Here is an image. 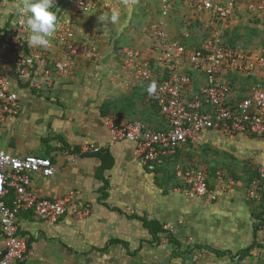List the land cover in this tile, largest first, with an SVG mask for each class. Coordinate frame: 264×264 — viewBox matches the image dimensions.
<instances>
[{
    "label": "crops",
    "instance_id": "crops-1",
    "mask_svg": "<svg viewBox=\"0 0 264 264\" xmlns=\"http://www.w3.org/2000/svg\"><path fill=\"white\" fill-rule=\"evenodd\" d=\"M243 2H239V13L220 25L210 20L208 11L195 10L187 0H173L165 19L168 36L194 47L215 27L224 37L227 31L235 34L237 25L262 24L264 17L247 14ZM5 4L0 27L7 23L9 8L22 6V0H5ZM160 4V0H97L90 11L77 14L75 30L78 39L98 48V57L76 60L71 73H53L40 87L12 78L19 109L0 126V148L19 157L34 154L50 158L56 166L51 176H31L39 196L62 197L74 190L75 199L89 205L83 216L66 214L54 222L21 211L18 232L26 238L27 255L23 263L16 264H264V203L247 196L251 181L258 179V169L264 167V135L205 130L200 140L166 156L153 171L134 156L132 141L110 143L104 124L108 114L118 123L142 121L154 129L165 127L163 118L159 125L150 124L155 113L160 115L153 92L148 91L153 81L135 78L123 67L120 53L123 47H132L149 55L148 29L160 17ZM116 12L119 20L112 23ZM187 18L193 23L185 36L182 24ZM255 43L251 50L234 47L264 53L254 49L259 47ZM51 55L59 60L65 56L58 46ZM0 69L10 72L7 66ZM236 75L248 82L263 77L258 70ZM230 76L231 82L234 75ZM193 80L197 84L202 77ZM252 85L241 84L238 88L246 90H233L231 96L247 95ZM89 145L100 150L84 151ZM190 146L196 149L193 166L203 163L202 147L209 149L211 169L218 152L235 159L241 173H227L234 179L229 192L220 189L216 179L222 167L205 170L214 197L189 193L183 174L177 173L188 167L175 170L166 185L161 182L162 165L175 163ZM11 196L12 191L5 197L8 204Z\"/></svg>",
    "mask_w": 264,
    "mask_h": 264
},
{
    "label": "built area",
    "instance_id": "built-area-1",
    "mask_svg": "<svg viewBox=\"0 0 264 264\" xmlns=\"http://www.w3.org/2000/svg\"><path fill=\"white\" fill-rule=\"evenodd\" d=\"M195 10H206L214 23L227 24L238 12V0H187ZM97 0H55L59 24L51 38L50 47L29 45L28 29L22 6L9 8L7 23L0 27V126L19 109L12 78L18 83L29 82L33 87L49 82L53 73L66 76L73 71L76 60L99 56L98 48L76 37L77 14L88 12ZM160 17L149 25V55L138 49H120L123 67L135 78L151 80L155 85L153 101L158 107L165 127L154 129L142 121L118 123L112 115L104 117L110 134V143L130 140L133 154L146 169L153 171L163 159L174 154L188 142H197L205 130H221L231 134L264 135V53L248 52L225 43L221 30L214 28L199 46L172 39L166 30L165 18L173 0H160ZM0 0V11L5 7ZM249 15L264 17V0H250L245 6ZM161 18V19H160ZM193 21H183V35H187ZM58 46L64 58L54 59L52 49ZM263 73L247 95L235 98L223 78L228 71L249 75ZM189 71L195 73L190 75ZM200 83L195 84L198 77ZM99 146L89 145L84 151L95 153ZM76 156L72 158L75 161ZM56 166L50 158L29 154L19 157L0 148V264L23 263L27 255L26 238L18 232L17 216L21 211H31L43 221L54 222L66 214L83 216L89 205L75 199L69 190L62 197L39 196L32 187V174L51 176ZM185 187L191 195H211L207 172L200 166L182 171ZM220 189L230 191L233 177L216 173ZM259 182V183H258ZM264 167L258 169V179L251 181L247 196L264 203ZM12 191L11 202L5 197Z\"/></svg>",
    "mask_w": 264,
    "mask_h": 264
},
{
    "label": "rangeland",
    "instance_id": "rangeland-1",
    "mask_svg": "<svg viewBox=\"0 0 264 264\" xmlns=\"http://www.w3.org/2000/svg\"><path fill=\"white\" fill-rule=\"evenodd\" d=\"M248 1H250V0H244L243 7L246 6ZM244 9H245V12L247 14H250L246 11L245 7H244ZM238 10H240V7H238ZM254 21H257V20H254ZM258 22H259V20H258ZM258 24H260V23H258ZM243 25L244 24L237 25L234 27V29L236 27L238 29L235 34L234 33L230 34L229 31L224 33L225 41H227L229 43H235L232 45L243 48L245 50H248V49L251 50L253 48L254 44H256L255 42L257 41L259 47L258 48L255 47L254 49H263L262 51H264V22H262V24H260V25H256L255 27L250 26L251 28L250 27L247 28L248 26H243ZM239 31L244 32V33L241 34ZM250 37H251V39H250ZM198 44L199 43H196L195 46H197ZM249 46H252V47L249 48ZM232 79H233V81H231V84L228 83L230 95H233V92H232L233 90L234 91H242L243 90L242 87H247L248 85L250 87L252 85V83L254 84L257 81L256 78H252V81L248 82L249 80L247 81V79L244 77H233ZM236 82H238V85ZM241 84L243 86L241 88H238L239 86H241ZM245 90H246V88H244L243 91H245ZM236 95H239V94H236ZM155 114H154V117L151 120V122L150 121L149 122L152 125H159L162 123V120H161L162 116H160L159 114H157V115H155ZM192 147L193 146L186 147V148H188V150L181 151L179 158H177V161H175V163L173 162L171 164H168V161H167V163H165V165H162L161 169H159L160 170L159 172L161 173V175L159 176V179L161 180V182L163 184L166 185L168 183V178L172 177V173H175V170L184 169L186 167H195V165L193 166V163L196 162V157L194 154L196 149L195 148L192 149ZM197 148H200V147H197ZM205 149L202 147V151L204 150V153H205V158H203V160H202L203 163H201V164L199 162L197 163V164H199V166L203 167L205 170L210 169L211 172L214 170H217V169H215V167L219 168V169L222 167L220 170H222L221 171L222 173H226V175H228L227 173H241L240 170L238 169V165L234 164L235 159L231 156L224 154L222 151L218 152V153H220V155L217 158H212V160L216 159V161H215L216 164L215 165L213 164L214 167H213V169H211L212 164L208 161L209 149L208 150H205ZM184 153H186V155L183 158ZM238 158H239V156H238ZM187 161H190L191 163L187 164ZM212 162H214V161H212ZM244 173H247V170H245ZM262 193L264 194V192H262ZM252 202H254V201L252 200ZM256 215H258V214H256ZM176 251H178V250L176 249Z\"/></svg>",
    "mask_w": 264,
    "mask_h": 264
},
{
    "label": "clouds",
    "instance_id": "clouds-1",
    "mask_svg": "<svg viewBox=\"0 0 264 264\" xmlns=\"http://www.w3.org/2000/svg\"><path fill=\"white\" fill-rule=\"evenodd\" d=\"M55 0H22L25 25L29 32V45L33 47L49 48L51 38L57 31L59 18L54 11ZM119 20V13H113L110 22ZM149 93L155 91L153 84Z\"/></svg>",
    "mask_w": 264,
    "mask_h": 264
},
{
    "label": "trees",
    "instance_id": "trees-1",
    "mask_svg": "<svg viewBox=\"0 0 264 264\" xmlns=\"http://www.w3.org/2000/svg\"><path fill=\"white\" fill-rule=\"evenodd\" d=\"M240 0H238V6L240 5ZM221 36H222V39H223V41L225 42V43H227V41H225V39H224V37H223V34H221ZM0 38H2V37H0ZM228 45H230V46H235V45H232V44H230L229 42H228ZM236 74H238V73H236V72H232V71H228L227 73H224L223 74V78H224V80H225V82L228 84H230L231 82L229 81V77H231L230 75H234L233 77H237V75ZM247 76V75H246ZM156 105V104H155ZM158 108V107H157ZM218 253H219V251H218Z\"/></svg>",
    "mask_w": 264,
    "mask_h": 264
}]
</instances>
